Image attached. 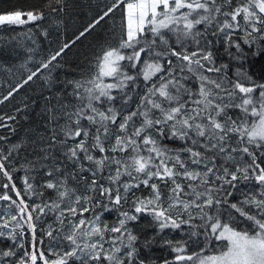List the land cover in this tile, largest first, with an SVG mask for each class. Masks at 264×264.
Instances as JSON below:
<instances>
[{"label":"snow or ice","instance_id":"6c2138e0","mask_svg":"<svg viewBox=\"0 0 264 264\" xmlns=\"http://www.w3.org/2000/svg\"><path fill=\"white\" fill-rule=\"evenodd\" d=\"M120 5L121 30L91 70L53 76ZM45 7L0 14V26L47 36L64 0ZM261 56L264 0H112L26 76L0 81V105L42 81L23 138L12 140L17 116L0 115L11 133L0 134V264H156L154 246L168 249L163 264H264ZM145 216L155 231L141 236L132 226Z\"/></svg>","mask_w":264,"mask_h":264},{"label":"trees","instance_id":"16d2710c","mask_svg":"<svg viewBox=\"0 0 264 264\" xmlns=\"http://www.w3.org/2000/svg\"><path fill=\"white\" fill-rule=\"evenodd\" d=\"M112 0H64V11L58 14V26L56 21L45 22L41 25L43 29L47 30L48 35H43L42 31L36 29L33 25L23 26H0V64L11 65L12 71L4 74L0 73V81L15 82L27 75V68L35 67L37 61L47 57L50 52L56 50L66 42H70L79 35L90 23H92L98 16L103 14V11L110 6ZM33 8H44L45 0H0V14L11 13L14 10H30ZM124 5H120L109 17H105L100 21L85 37H81L71 45L67 50L66 55L60 60V66L53 69V76H59L60 79H71L79 77L81 73H87L91 70L89 63L92 54L96 51L100 44L106 39H109L113 31L117 34L120 32V26L123 16ZM28 28H33L32 33L22 35ZM29 36L31 38H29ZM35 41V43H33ZM28 49H32L31 60H29ZM221 59H225L221 52ZM254 70L259 75V69L264 66V56L257 57L253 61ZM26 64L25 67H21ZM47 73V70H44ZM134 71V70H133ZM42 81H36L31 86H25L21 89L15 98L11 101H6L0 105V115L17 116L16 121H11L16 129V135H12V140L17 141L18 137L23 138L29 125H35L38 120L37 112L39 110L38 104L33 101L37 100L42 88ZM7 90V85L0 89V91ZM27 107L25 108V105ZM22 109L21 112L16 113L15 109ZM0 134L11 135L7 128L0 130ZM171 143V142H168ZM22 173H16L14 181L18 188H23L21 180L16 177L21 176ZM8 202H0V209L4 208ZM105 216L109 221L115 219L114 214L106 213ZM51 217H49V221ZM150 217H142L140 222L133 225V230L137 234L143 236L154 232V228L149 227ZM168 238H179L177 232L166 230ZM47 242L48 238H44ZM5 243L0 241V246ZM151 260L156 261V264H163L165 258L171 259L169 251L166 247L154 246L148 253Z\"/></svg>","mask_w":264,"mask_h":264}]
</instances>
